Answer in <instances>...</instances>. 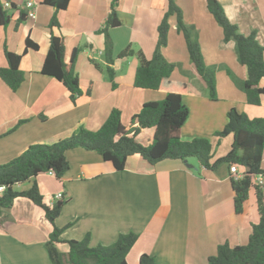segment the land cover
Wrapping results in <instances>:
<instances>
[{
	"label": "crops",
	"instance_id": "0c3cea01",
	"mask_svg": "<svg viewBox=\"0 0 264 264\" xmlns=\"http://www.w3.org/2000/svg\"><path fill=\"white\" fill-rule=\"evenodd\" d=\"M26 1L15 0L14 8L8 10L9 24L0 25V68L8 67L5 49L22 55L28 39L39 46L38 50L29 49L22 58L24 82L16 92L0 78V166L32 145H51L81 128L97 131L114 109L121 111L124 124L144 104L165 99L161 92L135 87L136 57H119L128 48L135 53L141 51L147 59L153 57L168 0H119L121 25L109 30L115 86L107 73L103 33L112 0H71L66 10L58 12L42 5L43 0H33L38 6L36 19H22ZM218 1L239 32L244 36L255 32L264 48V0L263 6L259 0ZM175 3L186 25L196 30L206 65L216 67L217 99L213 100L190 60L183 35L177 30L176 16L170 17L168 44L162 53L175 66L171 81L187 85L183 103L189 117L181 138L209 139L214 163L225 157L233 144L232 135L220 140L215 137L226 126L230 110L264 119V97L260 106L246 103L241 89L246 71L237 59L235 43L223 41V30L209 13L206 1ZM53 17L58 26L50 29ZM52 34L63 38L67 63L72 52L81 49L74 66L82 95L75 103L60 82L41 73ZM260 86L264 87V81ZM253 108H263V115ZM224 144L228 150L220 155ZM67 159L70 170L61 180L53 174H41L36 179L46 205L52 206L58 193L66 201L55 225L49 223L43 209L18 198L0 217V264H53L46 242L55 227L63 230V241H82L89 235L90 247L113 245L121 234L137 235L127 254L128 264H138L144 254L159 264H208L219 246L247 244L253 226L260 220L254 191L243 212L236 213L234 176L228 164L214 171L195 159L151 165L135 155L128 159L125 170L118 172L95 152L72 150ZM31 186L28 182L27 190ZM18 187L25 191L24 184L15 189ZM58 249L69 252L65 242L58 244Z\"/></svg>",
	"mask_w": 264,
	"mask_h": 264
},
{
	"label": "trees",
	"instance_id": "16d2710c",
	"mask_svg": "<svg viewBox=\"0 0 264 264\" xmlns=\"http://www.w3.org/2000/svg\"><path fill=\"white\" fill-rule=\"evenodd\" d=\"M15 0H0V25L7 26L10 22L8 10L4 3L8 2L14 8ZM209 13L223 30V41L235 43V52L241 66L246 71V77L241 83V89L246 95V103L250 106H260L264 97V48L256 39V33L244 36L236 24L227 17L222 4L218 0H205ZM71 0H43L42 5L58 11L66 10ZM119 0H112L111 13L103 33L106 37L107 73L115 86V71L112 68L114 60L111 57L113 44L109 30L121 25L117 9ZM10 8V9H11ZM176 16L177 30L183 35L190 60L195 65L197 73L205 81L210 92V98L216 96V67L206 65L197 32L183 20L181 9L175 0H168V10L158 27V42L151 59H147L140 51L135 53L131 48L121 53L120 59L136 57L138 66L135 74V87L143 90H154L165 95V99L149 102L143 105L140 112L130 120V125H124L119 109H114L106 122L97 131L85 128L79 129L71 137L51 145H32L22 155L10 163L0 166V187H5L0 195V217L10 210L18 198H26L37 207L43 209L50 224L61 215L66 201H56L52 206L45 204V198L40 192L37 178L41 174H53L61 180L70 170L67 153L82 149L99 154L105 162H110L116 171H124L130 157L139 155L151 165H157L165 160L195 159L205 169L216 170L221 164L237 166L244 177L241 180L232 179L235 193V211L241 214L244 205L255 192L257 208L260 216L258 224L253 226L249 241L245 245L230 246L225 243L218 247L216 255L209 258L208 264H264V184L258 185L256 180L264 181V119H251L236 109L228 113V122L215 137L219 140L233 136L230 152L222 158L213 160V147L209 139L194 138L183 141L181 130L189 117V109L183 103L187 93V85L171 81L175 69L174 64L167 61L162 50L168 44L169 18ZM22 19L27 17L21 13ZM21 19V21H22ZM58 26L57 18L53 17L50 29ZM39 46L30 39L26 41V50L22 55L10 53L5 49L7 68H0V78L16 92L24 82V74L20 69L22 58L29 49L38 50ZM81 49L72 52L70 61H65V44L62 37L51 35L50 48L45 58L41 73L56 79L70 93L73 103L82 95L79 76L75 71V62ZM24 122V121H22ZM32 182L27 191H16L15 187ZM63 230L55 227L46 242L50 260L53 264H128L127 254L137 241L133 233L121 234L110 246L98 245L90 247V236L82 241H63ZM67 243L69 252L62 253L58 244ZM138 264H159L150 255L141 256Z\"/></svg>",
	"mask_w": 264,
	"mask_h": 264
},
{
	"label": "built area",
	"instance_id": "2783aa9c",
	"mask_svg": "<svg viewBox=\"0 0 264 264\" xmlns=\"http://www.w3.org/2000/svg\"><path fill=\"white\" fill-rule=\"evenodd\" d=\"M4 8L9 10L11 8L10 3H8V2L4 3ZM24 9L26 10V16L28 18L36 19L38 6L33 0H27ZM230 171H231L232 175L234 176L235 180L243 179L244 173L239 171L237 166L231 167ZM258 184L259 185L264 184V181L262 178H259ZM4 190H5V187H0V195L4 192ZM63 199H64V197H63L62 193L56 194L55 198H54L55 201H61Z\"/></svg>",
	"mask_w": 264,
	"mask_h": 264
},
{
	"label": "rangeland",
	"instance_id": "374dc122",
	"mask_svg": "<svg viewBox=\"0 0 264 264\" xmlns=\"http://www.w3.org/2000/svg\"><path fill=\"white\" fill-rule=\"evenodd\" d=\"M260 1V5L261 6H263V0H259ZM254 110L253 111H255V112H258V111H261V115H263V108H253ZM251 119H254V118H251ZM125 125H130V121H127L126 123H124ZM226 150H228V145H226V144H224L222 147H221V151L219 152V154L220 155H222V154H224L225 152H226ZM195 161H197V160H195ZM198 162V161H197ZM27 184L28 183H26V184H24V187H23V190H27ZM21 186V185H20ZM26 186V187H25ZM17 189H19V187L18 188H16L15 190L16 191H19V190H17ZM20 192H21V190H20Z\"/></svg>",
	"mask_w": 264,
	"mask_h": 264
}]
</instances>
